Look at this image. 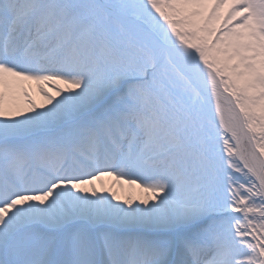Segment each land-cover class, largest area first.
<instances>
[{
    "label": "snow or ice",
    "instance_id": "obj_1",
    "mask_svg": "<svg viewBox=\"0 0 264 264\" xmlns=\"http://www.w3.org/2000/svg\"><path fill=\"white\" fill-rule=\"evenodd\" d=\"M0 264H264V0H0Z\"/></svg>",
    "mask_w": 264,
    "mask_h": 264
},
{
    "label": "bare ground",
    "instance_id": "obj_2",
    "mask_svg": "<svg viewBox=\"0 0 264 264\" xmlns=\"http://www.w3.org/2000/svg\"><path fill=\"white\" fill-rule=\"evenodd\" d=\"M24 87L28 90L30 96L36 101L37 104L43 103L44 98L41 93L37 91L35 82H26ZM47 91H52L44 85ZM17 102L23 106V97L18 96ZM95 186L97 189L105 188L111 189L117 192V195L121 198L126 196L128 197H137L143 195L140 189H138L135 185L129 186L126 183L118 182L114 176H103L99 180L95 181Z\"/></svg>",
    "mask_w": 264,
    "mask_h": 264
},
{
    "label": "rangeland",
    "instance_id": "obj_3",
    "mask_svg": "<svg viewBox=\"0 0 264 264\" xmlns=\"http://www.w3.org/2000/svg\"><path fill=\"white\" fill-rule=\"evenodd\" d=\"M46 87L48 88V89H50V90H52V87H53V85H46ZM41 96H42V94H41Z\"/></svg>",
    "mask_w": 264,
    "mask_h": 264
}]
</instances>
